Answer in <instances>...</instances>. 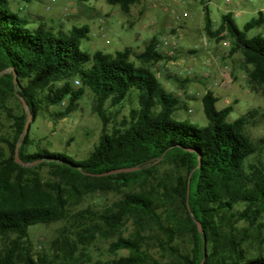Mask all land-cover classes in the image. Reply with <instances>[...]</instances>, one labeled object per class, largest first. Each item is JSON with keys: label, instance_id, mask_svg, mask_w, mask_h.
Wrapping results in <instances>:
<instances>
[{"label": "trees", "instance_id": "trees-1", "mask_svg": "<svg viewBox=\"0 0 264 264\" xmlns=\"http://www.w3.org/2000/svg\"><path fill=\"white\" fill-rule=\"evenodd\" d=\"M12 1L0 0V114L13 120L14 130L12 140H4L10 155L0 161V264H56L61 259L80 264L75 254L100 238H117L110 253L129 255L94 264H201L205 252V264H264V170L250 162L264 151V138L255 143L247 134L259 111L230 123L233 106L219 110V99L209 91L202 99L207 126L178 120L180 99L165 90L153 71L164 59L156 41L137 56L140 65L131 60L129 48L89 55L81 50L89 40L87 26L66 33L45 24L32 28L29 18L10 10ZM140 1L106 0L125 14ZM196 1L204 9L207 35L221 40L227 33L231 54L242 55L248 87L264 96V36H248L263 26L264 13L243 30L228 14L214 31L212 0ZM88 92L103 123L89 157L78 161L42 147L29 151L34 144L25 134L28 113L21 99L34 120L44 108L66 102L57 114L63 119ZM13 99L20 114L11 107ZM129 100L137 106L109 127L107 105L121 107ZM17 149L28 167L16 163ZM164 166L171 167V174L161 171ZM136 167L141 169L95 176ZM43 168L49 170L46 180L39 173ZM111 193L121 198L104 211L78 209L89 197ZM58 223L63 226L51 244L52 257L35 254L30 229ZM129 223L134 231L126 237L122 231Z\"/></svg>", "mask_w": 264, "mask_h": 264}, {"label": "rangeland", "instance_id": "rangeland-1", "mask_svg": "<svg viewBox=\"0 0 264 264\" xmlns=\"http://www.w3.org/2000/svg\"><path fill=\"white\" fill-rule=\"evenodd\" d=\"M71 1L76 2L97 15L90 20L75 18L70 11ZM33 0L31 4L13 0L10 5L12 12L27 17L32 21V28L41 23H48L54 18L55 22L47 24V28L56 31L69 32L74 26H87L90 30L89 40H84L81 50L89 55L98 51L114 55L129 48L133 51L132 61L140 65L137 56L156 41L158 44L168 38L173 44L162 48L159 53L164 59L153 66L162 86L168 93L175 94L180 99V110L176 113L178 120H186L199 128L208 125L204 113L202 99L207 92H213L219 99L217 108L222 110L233 106L234 111L228 122H234L245 116L251 110H258L256 124L247 128L250 139L257 143L264 138V96L255 93L247 85L248 74L240 53L231 54L232 40L226 32L221 34V40L210 38L205 31V13L201 4L196 0H141L132 6L125 14L118 6H112L106 0ZM213 30L219 29L222 17L232 14L240 30L256 19L259 13H264V0H212L209 4ZM78 13V12H77ZM86 17L93 12L84 10ZM106 17L107 24L100 20ZM41 20V23L39 22ZM105 30V31H104ZM261 34L262 27L249 33V37ZM174 46H176L175 49ZM231 67L234 82L230 89L219 87L220 71L225 66ZM76 87L79 84L76 83ZM132 97H135L134 92ZM137 101H128L121 107L107 105L109 127H115L123 122ZM15 114H20L21 106L15 99L11 101ZM67 107L66 102L60 106L43 109L36 120L31 119L28 134L34 147L51 148L64 152L80 161L89 157L99 143L103 132V123L95 111L94 96L88 92L84 100L78 103L75 112L60 119L58 113ZM13 120L5 113L0 114V161L9 157L10 152L4 140L13 138ZM251 163L264 170V151L254 156ZM28 167V164H21ZM35 166V165H32ZM163 173L171 174V167L161 168ZM43 179L49 178L47 168L39 169ZM121 195L111 193L87 198L78 208L80 210L92 207L104 211ZM62 224L37 226L30 229V242L34 253H48L52 257L51 244L59 236ZM134 231L131 223L123 229V235L128 236ZM117 238H100L86 249L79 250L74 256V262L94 264L98 261L108 262L128 256L127 251L112 254L110 245ZM158 256V255H157ZM159 257V256H158ZM56 264H67L63 259Z\"/></svg>", "mask_w": 264, "mask_h": 264}, {"label": "built area", "instance_id": "built-area-1", "mask_svg": "<svg viewBox=\"0 0 264 264\" xmlns=\"http://www.w3.org/2000/svg\"><path fill=\"white\" fill-rule=\"evenodd\" d=\"M107 19L104 18L102 20L103 24H107ZM170 44H173L168 38L163 39L158 45H157V51H160L162 48L169 46ZM176 46H174L173 49H175ZM220 80H219V87L223 90H228L232 86L234 82L233 74L231 67L228 65H225L221 71H220ZM79 84L78 82H76Z\"/></svg>", "mask_w": 264, "mask_h": 264}, {"label": "water", "instance_id": "water-1", "mask_svg": "<svg viewBox=\"0 0 264 264\" xmlns=\"http://www.w3.org/2000/svg\"><path fill=\"white\" fill-rule=\"evenodd\" d=\"M14 79H15V83H17V75H16V73H14ZM21 101L23 103V106H24L25 110L28 113V119H27V122H26V125H25V134H28V129H29V126H30V122H31V119H32V115L30 114V109L27 106V104L24 102V100L21 99ZM15 158H16V163H18V164H22L23 163L20 160V158H19V151H18V149L16 150ZM140 169H141L140 167L128 168V169H121V170H116V171H112V172L105 173V174H100V175H95V176H108V175H114V174H120V173H131V172L139 171ZM196 223H197L199 232L200 233H203V229H202V226H201L200 222H196ZM205 260H206V252H205V256H204V259L202 260V263L201 264H205Z\"/></svg>", "mask_w": 264, "mask_h": 264}, {"label": "crops", "instance_id": "crops-1", "mask_svg": "<svg viewBox=\"0 0 264 264\" xmlns=\"http://www.w3.org/2000/svg\"><path fill=\"white\" fill-rule=\"evenodd\" d=\"M55 1V3H59V0H54ZM54 3V4H55ZM70 5H72V7H71V9H70V11H71V13L73 14V15H71V16H75V18H83V20H90V19H92V18H94L95 17V15H97L96 14V12L95 11H91V10H89V9H87L86 7H84V6H82L81 5V8H79V7H77V4H76V2H74V1H71L70 3H69ZM84 10H87V11H90V12H93V16H90V17H86V13H84ZM78 12V13H77ZM104 18H106V17H103V18H101L100 20L102 21ZM40 23H41V20L39 21ZM52 22H55V19L53 18H51L50 19V22L48 21V23H46V22H44V23H41V24H45V25H47V24H50V23H52ZM40 25V24H39ZM75 27V26H74ZM80 27H83V26H80ZM105 31V30H104ZM216 96V95H215Z\"/></svg>", "mask_w": 264, "mask_h": 264}]
</instances>
